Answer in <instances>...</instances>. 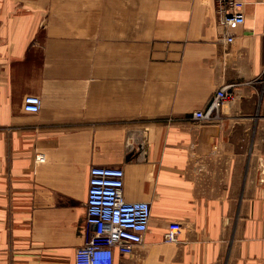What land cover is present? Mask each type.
Instances as JSON below:
<instances>
[{
  "label": "crops",
  "instance_id": "1",
  "mask_svg": "<svg viewBox=\"0 0 264 264\" xmlns=\"http://www.w3.org/2000/svg\"><path fill=\"white\" fill-rule=\"evenodd\" d=\"M238 1L223 46L213 0H0V264H74L92 166L151 208L114 264H264V0Z\"/></svg>",
  "mask_w": 264,
  "mask_h": 264
},
{
  "label": "built area",
  "instance_id": "2",
  "mask_svg": "<svg viewBox=\"0 0 264 264\" xmlns=\"http://www.w3.org/2000/svg\"><path fill=\"white\" fill-rule=\"evenodd\" d=\"M221 34L218 42L229 46L236 40L235 31L244 24L242 3L238 0H213ZM234 92L229 87L218 89L203 111L192 114L197 121H207L213 112L233 102ZM41 101L36 96L23 99L25 113L39 112ZM37 164H43L42 154L35 156ZM264 184V179L260 180ZM151 217L150 205L146 202H126L124 199V172L121 167L92 166L88 174L86 199V222L84 243L74 255V264H114L115 253L131 255L143 244ZM264 240V234H263ZM165 242H174L166 234Z\"/></svg>",
  "mask_w": 264,
  "mask_h": 264
}]
</instances>
